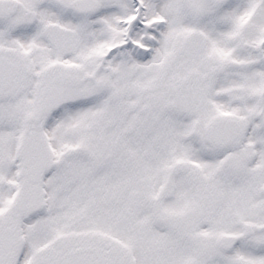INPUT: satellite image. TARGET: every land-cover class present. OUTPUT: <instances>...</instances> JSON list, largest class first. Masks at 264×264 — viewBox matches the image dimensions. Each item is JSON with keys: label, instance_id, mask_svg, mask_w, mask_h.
I'll return each instance as SVG.
<instances>
[{"label": "snow or ice", "instance_id": "6c2138e0", "mask_svg": "<svg viewBox=\"0 0 264 264\" xmlns=\"http://www.w3.org/2000/svg\"><path fill=\"white\" fill-rule=\"evenodd\" d=\"M0 264H264V0H0Z\"/></svg>", "mask_w": 264, "mask_h": 264}]
</instances>
